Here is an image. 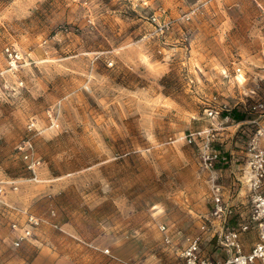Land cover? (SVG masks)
<instances>
[{"label": "rangeland", "instance_id": "374dc122", "mask_svg": "<svg viewBox=\"0 0 264 264\" xmlns=\"http://www.w3.org/2000/svg\"><path fill=\"white\" fill-rule=\"evenodd\" d=\"M253 145L264 0H0V264L226 259L202 226Z\"/></svg>", "mask_w": 264, "mask_h": 264}, {"label": "built area", "instance_id": "2783aa9c", "mask_svg": "<svg viewBox=\"0 0 264 264\" xmlns=\"http://www.w3.org/2000/svg\"><path fill=\"white\" fill-rule=\"evenodd\" d=\"M260 107L263 108V105ZM212 114L213 112L210 115ZM248 151L246 167L242 171V177L237 179L239 187L237 197L241 198L242 191H245L243 203L235 208L228 205L223 188L215 186L214 210L211 219H207L208 223L202 226L204 235L208 233L218 235V247L226 252L227 258L214 261L202 257L200 255L202 238L196 237L188 241V246L181 254L185 264H264V147L253 145ZM231 217L237 218L236 225L231 224ZM42 222L35 215L28 216L27 224L21 230L23 234L20 239H32L34 230L39 228ZM14 229H17L16 225ZM162 231L169 241V230L162 227ZM249 232L257 234V241L250 251H246L241 237Z\"/></svg>", "mask_w": 264, "mask_h": 264}, {"label": "crops", "instance_id": "0c3cea01", "mask_svg": "<svg viewBox=\"0 0 264 264\" xmlns=\"http://www.w3.org/2000/svg\"><path fill=\"white\" fill-rule=\"evenodd\" d=\"M237 201H238L239 203H243L244 199H243V198H237Z\"/></svg>", "mask_w": 264, "mask_h": 264}, {"label": "trees", "instance_id": "16d2710c", "mask_svg": "<svg viewBox=\"0 0 264 264\" xmlns=\"http://www.w3.org/2000/svg\"><path fill=\"white\" fill-rule=\"evenodd\" d=\"M244 120L243 118L240 119V121Z\"/></svg>", "mask_w": 264, "mask_h": 264}]
</instances>
